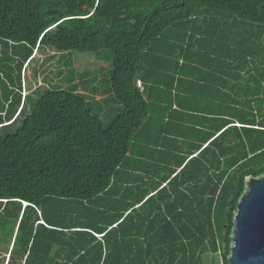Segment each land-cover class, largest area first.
Here are the masks:
<instances>
[{"label": "trees", "instance_id": "1", "mask_svg": "<svg viewBox=\"0 0 264 264\" xmlns=\"http://www.w3.org/2000/svg\"><path fill=\"white\" fill-rule=\"evenodd\" d=\"M103 50L106 127L83 94L31 92L41 55ZM263 175L264 0H0L7 264H227Z\"/></svg>", "mask_w": 264, "mask_h": 264}, {"label": "rangeland", "instance_id": "2", "mask_svg": "<svg viewBox=\"0 0 264 264\" xmlns=\"http://www.w3.org/2000/svg\"><path fill=\"white\" fill-rule=\"evenodd\" d=\"M39 53L37 54V56ZM42 65L37 67L34 78L31 79L32 91L46 87H59L66 91H75L83 94L91 111L99 116L101 123L106 127L112 119L123 112L121 105L110 93L109 74L112 71L111 53L103 50L97 53H47ZM45 60V62H44ZM24 86V85H23ZM30 93L22 89V97ZM7 247L2 246L0 264L6 262ZM203 264H222V255L217 252L202 257Z\"/></svg>", "mask_w": 264, "mask_h": 264}, {"label": "water", "instance_id": "3", "mask_svg": "<svg viewBox=\"0 0 264 264\" xmlns=\"http://www.w3.org/2000/svg\"><path fill=\"white\" fill-rule=\"evenodd\" d=\"M245 182L229 235L227 264H264V175Z\"/></svg>", "mask_w": 264, "mask_h": 264}, {"label": "built area", "instance_id": "4", "mask_svg": "<svg viewBox=\"0 0 264 264\" xmlns=\"http://www.w3.org/2000/svg\"><path fill=\"white\" fill-rule=\"evenodd\" d=\"M137 87L140 89V90H143L142 86H141V83L138 81L137 82Z\"/></svg>", "mask_w": 264, "mask_h": 264}, {"label": "crops", "instance_id": "5", "mask_svg": "<svg viewBox=\"0 0 264 264\" xmlns=\"http://www.w3.org/2000/svg\"><path fill=\"white\" fill-rule=\"evenodd\" d=\"M22 100H23V99H22ZM11 249H12V246H11V247H9V250H10V251H11ZM8 258H9V255H8ZM8 258H7L6 262H5V263H3V264H7Z\"/></svg>", "mask_w": 264, "mask_h": 264}]
</instances>
